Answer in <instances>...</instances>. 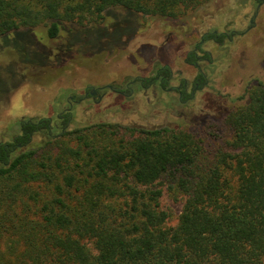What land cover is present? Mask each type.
Returning a JSON list of instances; mask_svg holds the SVG:
<instances>
[{"label": "trees", "instance_id": "trees-1", "mask_svg": "<svg viewBox=\"0 0 264 264\" xmlns=\"http://www.w3.org/2000/svg\"><path fill=\"white\" fill-rule=\"evenodd\" d=\"M207 1L0 0V38L15 36L19 61L43 66L45 43L37 60L16 42L36 26L70 41L76 28L65 32L66 23L90 31L115 8L122 12L113 25L133 13L174 18ZM187 60H197L195 51ZM160 72L166 86L169 68ZM246 92L227 116L233 152L205 155L201 138L182 127H133L125 138L104 122L59 140L49 118L19 123L18 142L42 129L46 139L14 151L0 142V264H264V83ZM163 175L186 195L173 225L153 188Z\"/></svg>", "mask_w": 264, "mask_h": 264}, {"label": "rangeland", "instance_id": "rangeland-1", "mask_svg": "<svg viewBox=\"0 0 264 264\" xmlns=\"http://www.w3.org/2000/svg\"><path fill=\"white\" fill-rule=\"evenodd\" d=\"M255 3L209 0L174 18L133 13L113 25L117 12H122L115 8L90 31L66 23L65 32L76 28L72 41L51 39L46 34L47 24L39 25L35 32L18 36L16 42L25 44L30 59L37 60H42L45 43L50 56L43 66L19 61L11 50L15 49L11 48L15 36L0 38V141L10 142L19 133L20 121L51 118L52 135L59 140L62 131L110 122L118 125V132L125 138L133 127H182L201 138L205 155L218 149L233 152L226 143L232 133L228 113L247 100L246 89L256 81L264 83V3L253 29L244 36L229 34L246 28L256 10ZM214 30L228 35L220 42H202L210 58L198 63L208 81L192 98L181 102L174 89L152 85L141 88L138 81L132 93L125 89V84L137 76H153L162 64H168L174 74L168 87L177 86L183 78L193 83L198 68L188 64L185 55L205 32ZM57 53L61 54L59 59ZM92 87H99L100 97L84 98L85 88ZM71 95L74 97L68 102ZM80 97L82 100H78ZM68 110L71 118L64 122ZM44 139L42 129L20 150L36 147ZM153 188L162 190L160 204L170 214L168 224H175L186 195L171 175H163Z\"/></svg>", "mask_w": 264, "mask_h": 264}, {"label": "flooded vegetation", "instance_id": "flooded-vegetation-1", "mask_svg": "<svg viewBox=\"0 0 264 264\" xmlns=\"http://www.w3.org/2000/svg\"><path fill=\"white\" fill-rule=\"evenodd\" d=\"M255 2H256L255 3L256 10H255L253 16L249 19L248 25L246 26V28H244L242 31H236V30H234V31H232L231 34H229L230 36H232L233 33H236L237 35H243L244 36V35H246L250 31L251 28L253 29V27L256 26V15L258 14L260 5L262 3H264V0H255ZM206 34H208V32H205L201 36L200 40L197 43L202 44V42H204L206 40L204 38V35H206ZM213 34L216 37V38H214V41H217V42H220L218 39L220 38L221 35H224V36H227L228 35L227 32L217 33L215 30L213 31ZM197 43H195L194 46H193V48L191 50H189L186 53V55H185L186 62L188 64H190V65L195 66V67L198 68V72L193 77V83H191L190 81H188L186 78H183V79H181L179 81V83H178L177 86H174L173 88L171 86L168 87V83L172 79V77H173L174 74H173V71L171 70V68H170V66L168 64H162V65H160L155 70L153 76H151V77H149V76H146V77H141L140 76V77H138L137 76V77L133 78V80L130 82L131 84L129 82H127L125 84V89L128 92L132 93L134 91L133 84H136L137 81H138V87H141V88H145L146 85H149V86L152 85V86H159L161 89H164V90L165 89H167V90L168 89H174V90L177 91V93H178V99L181 102H185L187 99L192 98L194 96L195 92L197 90L201 89L203 87V85L206 84L207 81H208L207 78H206L205 73L201 70V68L199 69L198 60L205 59V58H210V57H203V51H199L198 48L196 47V44ZM201 47H202V45H201ZM191 51H195V56L197 57V60L195 62H189L187 60V57L189 56V52H191ZM199 52H201V53H199ZM165 66L169 68L170 74L167 77V82H168L167 85L166 86H163L162 85V81L164 79V75L160 71ZM199 73H201L202 78L198 76ZM202 79H204V81H202ZM255 84H258V81H256ZM107 86L111 90H113V91H117L119 93H123L124 92L123 89H120V88H117V87L115 88V86L114 87L112 85H107ZM98 89H99V87H97V88L96 87L85 88L83 97L85 98L88 95H90V96H95L96 95V96L100 97L101 94H99V90ZM73 97H74V95L69 96V98L67 99V101L69 102L70 99H73ZM83 97H80L78 100H82ZM69 105L71 106V104H69ZM67 114H69V119H70L71 118V111L68 110L67 111ZM57 118H61V115L60 114L57 115ZM27 121H31L32 122L33 120L29 119ZM21 122L22 121H20V125H21ZM40 122H41L40 119L37 120V123H40ZM51 122H52V120H51V118H49L48 125L50 126V128L52 127V123ZM55 125L58 126L57 124H55ZM20 133H21V131H20ZM16 137H17V135L13 136L12 137V140L10 142H4L7 146H9V144H11L13 151L16 150V149H20L24 145V144L18 142ZM0 142H2V141H0Z\"/></svg>", "mask_w": 264, "mask_h": 264}]
</instances>
